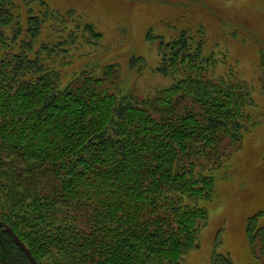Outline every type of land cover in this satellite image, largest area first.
Wrapping results in <instances>:
<instances>
[{
	"label": "trees",
	"instance_id": "trees-1",
	"mask_svg": "<svg viewBox=\"0 0 264 264\" xmlns=\"http://www.w3.org/2000/svg\"><path fill=\"white\" fill-rule=\"evenodd\" d=\"M26 1L0 0V221L39 264H188L209 217L201 202L215 194L214 161L242 141L247 93L205 76L201 25L168 39L150 32L159 70L182 73L155 94L125 91L112 65L63 82L56 59L76 32L57 42L49 31L57 24L60 37L73 12ZM74 18L87 43L102 39ZM260 215L246 225L252 241H264ZM211 253L210 264H232ZM0 264H31L1 227Z\"/></svg>",
	"mask_w": 264,
	"mask_h": 264
},
{
	"label": "rangeland",
	"instance_id": "rangeland-1",
	"mask_svg": "<svg viewBox=\"0 0 264 264\" xmlns=\"http://www.w3.org/2000/svg\"><path fill=\"white\" fill-rule=\"evenodd\" d=\"M26 7V0H14ZM62 13L67 25L58 37L57 24L50 36L65 40L75 30L76 40L59 48L63 82L82 71L101 75L105 66L117 75L125 91L138 98L175 83L181 72L159 70L162 59L159 40L181 29L203 26L207 38L205 56L212 61L207 77H226L241 84L247 96L242 141L225 148V156L214 161L215 194L202 201L209 210L207 224L200 230L197 247L184 256L188 264H210L211 252L228 255L232 264H264V241L249 239L250 216L261 213L264 224V0H46ZM30 6H39L33 2ZM92 23L102 33L99 42L87 43L76 29L75 16ZM47 30L41 39H46ZM66 53H65V52ZM247 98V99H246ZM227 146V145H226ZM217 168V169H216ZM217 246V247H216Z\"/></svg>",
	"mask_w": 264,
	"mask_h": 264
},
{
	"label": "water",
	"instance_id": "water-1",
	"mask_svg": "<svg viewBox=\"0 0 264 264\" xmlns=\"http://www.w3.org/2000/svg\"><path fill=\"white\" fill-rule=\"evenodd\" d=\"M0 227L7 231L13 237L14 241L18 245V247L22 248L24 252L27 254L31 264H39L36 258L33 256L31 250L25 245V243L19 238V236L15 233L13 227L9 224H6L4 221H0Z\"/></svg>",
	"mask_w": 264,
	"mask_h": 264
}]
</instances>
